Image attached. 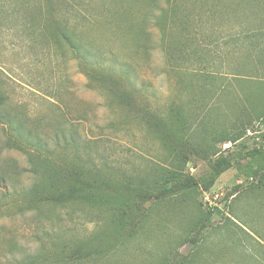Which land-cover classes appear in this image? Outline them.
<instances>
[{
	"label": "rangeland",
	"instance_id": "rangeland-1",
	"mask_svg": "<svg viewBox=\"0 0 264 264\" xmlns=\"http://www.w3.org/2000/svg\"><path fill=\"white\" fill-rule=\"evenodd\" d=\"M48 19L102 76L37 26ZM0 90L47 142L19 148L105 185L98 201H42L49 179L30 162L46 165L0 126V264H264V165L250 159L264 0H0ZM59 132L77 145L55 147ZM184 159L194 191L136 193Z\"/></svg>",
	"mask_w": 264,
	"mask_h": 264
},
{
	"label": "trees",
	"instance_id": "trees-1",
	"mask_svg": "<svg viewBox=\"0 0 264 264\" xmlns=\"http://www.w3.org/2000/svg\"><path fill=\"white\" fill-rule=\"evenodd\" d=\"M47 10H52L47 7ZM53 11V10H52ZM39 27H48L52 26L55 30V42L65 46L68 50H70L73 58L85 63L88 67V71L85 73L90 78L93 75H100L98 71L91 66L87 59L91 55L89 51L85 53L80 51V48L77 47L74 34H67L62 25V21H54L52 19L45 20L41 24V22L37 23ZM22 106H12L9 102V98L4 94L2 90H0V126L4 127L11 138L9 140L15 144L20 143L21 141H27L33 137H37V140L42 144H46L47 142L44 138H40L39 135L32 134L30 130L26 127V123L29 121V115L27 111L23 109ZM57 137H54L53 145L55 147L60 146H76L77 138L74 135L65 136L62 132L57 134ZM16 145V144H15ZM17 146V145H16ZM18 147V146H17ZM19 148V147H18ZM19 148L18 150L27 153L30 158H34L35 160H39L43 164L46 165L44 171H39L35 169L34 163L30 162L31 171L33 174L37 176L39 179H43L44 176L49 179V182L46 186L45 195H41L40 198L45 202H55L58 205H63L68 202H73L76 199H83L87 202L98 201L99 196L97 194V190H99L102 186V181L96 179L94 176L83 175L79 170L71 168L67 172L62 173L56 162L52 161L53 159L48 158L43 152L39 151L38 148ZM179 163L177 165H172L171 169L161 168L159 175L155 181L151 183H145V189L136 192L138 195H142L145 197H154L157 195V198L160 200L172 198L176 195L186 194L194 191L198 187L197 178L185 172L186 167V159L183 161L178 160ZM229 166V162L225 159L219 158L217 159L211 166L213 170L218 174L221 172V168L227 169ZM223 169V170H224ZM222 170V171H223ZM1 182L4 181L2 177ZM42 188L40 184L36 185L32 190H35V194ZM121 217L124 220H129L132 218V221L138 220L137 210L129 211L127 208L122 209ZM210 218L209 214H206L203 217V220L200 224V228L204 227V223L207 222Z\"/></svg>",
	"mask_w": 264,
	"mask_h": 264
},
{
	"label": "crops",
	"instance_id": "crops-1",
	"mask_svg": "<svg viewBox=\"0 0 264 264\" xmlns=\"http://www.w3.org/2000/svg\"><path fill=\"white\" fill-rule=\"evenodd\" d=\"M250 117L252 122V130H250V135H252V139L254 138L253 140H255L252 156L250 155V159L252 160V164L261 166L264 165V150L261 152L259 149H264V144L262 145L261 142L257 141L262 140V142H264V116L259 117V121L262 122H258V119L254 117L253 114H251Z\"/></svg>",
	"mask_w": 264,
	"mask_h": 264
}]
</instances>
